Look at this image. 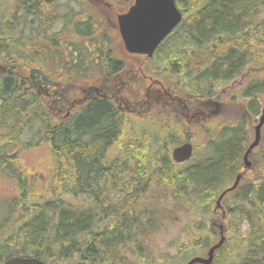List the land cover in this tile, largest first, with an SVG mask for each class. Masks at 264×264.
I'll list each match as a JSON object with an SVG mask.
<instances>
[{
  "label": "trees",
  "instance_id": "trees-1",
  "mask_svg": "<svg viewBox=\"0 0 264 264\" xmlns=\"http://www.w3.org/2000/svg\"><path fill=\"white\" fill-rule=\"evenodd\" d=\"M4 3L0 55L5 53L15 70L0 75V171L14 184L12 194L3 202L4 211L0 209V263L19 255L68 264L67 252L73 253L76 264H128L125 257H130L132 264H137L135 258L152 264L145 238L159 230L161 219L176 223L181 217L167 205L159 212L151 203L146 208L140 204L150 194L166 197L165 187L170 188L176 202L186 203L185 211L203 214V219L187 224V239L179 235L176 241L174 257L186 261L185 252L194 249L202 254L219 240L214 223L221 222L222 213H214L216 199L243 173L240 186L225 197L224 206L228 200L234 204L225 207L227 238L212 264H264V157L257 167L243 171V155L251 140L248 126L260 113L258 98L264 95V77L255 76L245 89L244 96L252 99L243 108L251 116L238 118L234 126L229 120L205 124V153L179 167L159 153L158 147L166 150L167 145L158 144L151 132L138 130V126L134 129L131 115L122 114L103 97L62 118L54 107L60 99L55 100L53 94L65 91L47 90L53 100L49 106L46 90L42 91L44 99L38 90L24 88L16 71L38 73L42 67L53 78L55 67L48 64L50 52L44 41L52 49L65 48L66 38L52 35L40 41L41 27L49 28L53 22L46 15L51 7L44 0ZM82 3L83 8L89 4L88 0ZM177 5L183 21L161 44L157 56L164 67L158 69L189 92L195 104L212 96L217 85L245 71L248 65L262 67L264 0H177ZM18 14L36 25L29 41L35 45L33 51H27L25 37L14 31L17 25L10 24ZM13 39L17 47L11 43ZM13 49L20 51L19 56H12ZM204 52L211 58L206 67L202 63ZM238 109L241 117V106ZM219 124L225 125L215 130L214 125ZM35 126L32 137L24 136ZM171 135L175 137L173 132ZM35 144L50 149L56 159L46 191L49 196L43 190L46 175L22 159V149L30 150ZM257 155L264 156V135ZM153 182L162 189L153 191ZM127 230L135 235L129 238Z\"/></svg>",
  "mask_w": 264,
  "mask_h": 264
},
{
  "label": "flooded vegetation",
  "instance_id": "flooded-vegetation-1",
  "mask_svg": "<svg viewBox=\"0 0 264 264\" xmlns=\"http://www.w3.org/2000/svg\"><path fill=\"white\" fill-rule=\"evenodd\" d=\"M132 2L133 0H101V7L108 8L111 16V18H105L107 30L104 34L105 36H109V40L105 43L106 48L103 49H96L98 46L94 44L93 40L87 42L86 46L89 48L88 52L93 54L94 50L96 51L94 56L84 53V57L82 59L79 58L75 47L78 48L81 47V45L78 42L74 43V39L71 36V39L66 40L67 46L64 48L68 56V62L66 66L56 65L59 68H55L53 78L47 76V73L43 72L42 67L37 69L41 71L38 73H33L31 69H26L22 72L20 69V72H17V78L23 81L24 88L31 92L38 90L39 94L44 99L43 90H65V92L53 94L55 100L60 99L59 102H56L54 105L57 109L55 112L58 114L64 112V114H62L64 118L68 117L70 113L72 114V110L79 106V103H76L74 107V102L88 97L92 90L103 89L106 92V97L103 98L104 100L110 101L114 107L122 112V114L138 117L137 121H142L154 112L157 116V112L160 109L157 106L158 102H162L164 106H168L169 111L172 109L177 112L180 117H177L175 120H180L183 116H187L195 122L205 120L209 117L210 113L194 105L190 106L187 99L180 97L178 92L161 89L157 87L156 84L152 83V85H147L144 88L147 97L143 96L144 93L138 95L137 92L132 93L133 89H137L139 82L142 85L146 81V78L144 79L143 77H149L144 71V65L147 60L140 54L126 51L119 39V15L126 12ZM52 14L56 16V18L61 16L60 13L56 15L55 12H52ZM68 17H70V14H68L66 18ZM84 20L88 21V18H84ZM70 26L71 27L65 22L62 28L71 30L74 36H76L80 30H86L85 25H82L80 29L72 25ZM57 31H59V35H61L64 29H58ZM112 44L115 45V48H113ZM117 47L120 49H117ZM61 58L62 56L57 57L55 59V64L61 63ZM81 61H83L84 64L82 66L69 65H77ZM7 65L8 67L6 68L5 74L9 75L15 69L9 65V61H7ZM256 70L254 75L248 77L241 74V78L244 80L247 78L248 84H251L255 76L264 77V66L261 69L256 68ZM253 71L254 70H250L248 75ZM158 81L159 80H156L155 83H158ZM160 85L163 87L165 86L164 83ZM46 94L47 98H49V100L45 99L47 104L53 106V100H51L49 91H47ZM163 94L165 95L164 97H162ZM68 97L69 99H67ZM250 98L252 99V97ZM258 99L261 102V98L259 97ZM212 104L213 103L210 101V105ZM210 111L209 108L208 112ZM168 115L170 116L169 113Z\"/></svg>",
  "mask_w": 264,
  "mask_h": 264
},
{
  "label": "rangeland",
  "instance_id": "rangeland-1",
  "mask_svg": "<svg viewBox=\"0 0 264 264\" xmlns=\"http://www.w3.org/2000/svg\"><path fill=\"white\" fill-rule=\"evenodd\" d=\"M4 1H9V0H4ZM3 0H0V13H2V11L4 10L5 3ZM83 0L81 1H77V0H58L56 2V4H54L53 8H51V12H53L54 8V12L56 13V15L59 13L61 16L59 18H56V16L53 18L52 16H50L49 13H47V17L50 18L53 22L50 24L49 28L47 27H41L40 30V41H44L46 36H52L55 35L56 31L58 29H65L62 28L64 23L67 22L69 25H72L73 23H75L78 20H83V16L81 15V13L85 12V9L83 8V4L82 3ZM89 4L87 6H92V7H99L98 6V1L97 0H88ZM106 11L109 13V10L105 7ZM70 14V17L66 18L67 15ZM80 17V18H79ZM31 19H25L23 16L20 17L18 14V18L17 19H12L13 23L10 24H16V28L14 29L15 32H18V34H22L25 38V42H29L31 41V39L34 37L31 35L33 28L36 25H33L31 22L29 23ZM60 34V33H59ZM63 34V33H62ZM64 35H66V33H64ZM18 38V35L14 36ZM56 37V36H55ZM229 41H231L230 39H228ZM234 41V39H233ZM232 42V41H231ZM14 46H16V42L15 39H13V41L11 42ZM247 43V42H246ZM244 44V43H243ZM35 45H33L32 43L28 44L27 46V51H33ZM44 46H48V48H46V51L49 50L50 52V56H47L48 61H50L51 56H53L54 52H55V48L52 49V47H50L49 44H47V42L44 41ZM17 47V46H16ZM247 50V48H245ZM262 50H264V46H262ZM12 56H19L20 51L18 53H15L16 51L13 49L12 50ZM204 56L203 58V65L209 66L211 64V58L207 57V53L204 52ZM4 55H0V61H2ZM51 66V62L48 63ZM159 62H151L148 63L146 66L149 69V73H151L153 71V69L157 66H159ZM161 69V68H160ZM158 69V71L160 70ZM190 75V74H189ZM183 79V76H180ZM189 78H193L192 76H189ZM159 78H157L156 76H153V78H149V80H146L144 82V85H152L156 84L157 87L159 88H163L165 90H167V88L173 92H175V90L169 88L167 86H161L159 81L158 83H155L156 80H158ZM160 80V79H159ZM240 81L241 79L238 78L236 79L234 82H232L228 87H227V83L224 86L221 87H227L224 89H221L220 87L215 91V94L219 95L220 100H217L216 98H213L214 102H222V103H229L232 101V98L236 97L240 100H244L242 98V87H239L240 85ZM245 83V82H244ZM243 83V85H245ZM140 85V82L138 83L137 86ZM144 96H146V91L143 92ZM180 95L182 96H187V95H183L180 93ZM160 96V95H159ZM157 106L161 109L159 113L163 114V118L165 120V125L169 126V125H173V122L175 121L171 116L168 115L169 109L168 106H164L162 102H158ZM180 117V116H179ZM216 121L217 123H219V120L221 122V118L218 120L217 118H213V116L211 117V119H209L210 121ZM179 124L177 125V130L176 133L179 137H173L171 134L168 135L167 140L165 138H163L161 136V134H159V132L156 131L155 127L153 126V124H151V120L149 119V116L144 118L142 120L141 123L137 124V117H133L132 119V125L134 126V129H137L138 126V130H144V131H148L151 132L152 134L155 135L154 139L155 141H157L158 144L163 143L165 146L167 145L168 148L166 150H164L163 148H161L160 146L158 147V151L159 153L166 158H170V151L171 149L178 144L181 140H192L195 142L197 148H196V152L193 156L192 159H198V157H201L204 153L205 150L204 149V135H203V128L198 126L201 122H195L193 120H191L189 117L187 116H183L179 121H177ZM222 123H226L225 121H222ZM34 123H32L33 125ZM225 124H219V125H214V129L217 130H221L222 127ZM31 129V128H28ZM214 129H211L212 131ZM36 126L31 129L30 131H26L27 136L32 137L36 132ZM35 132V133H34ZM139 132V131H137ZM139 134V133H137ZM38 134L36 136V140H38L37 138H39ZM141 135V133H140ZM183 137V139L181 138ZM26 141V140H25ZM35 141V140H34ZM176 141V142H174ZM167 142V143H166ZM36 145V144H35ZM198 150V151H197ZM24 153H22V159L25 161L27 166L32 167L33 170L35 169H40L41 173L44 175H46V181L43 184V190L45 191H49L48 185H49V180L53 174V167L55 164V158L53 157V155L46 149H37V148H32L29 151L23 150ZM256 158V163H259V158L258 155L255 156ZM185 163H178L179 167H182ZM244 167V166H243ZM253 167H249L247 169H243L244 172H246L248 169H252ZM44 177L42 178L43 180ZM243 181V180H242ZM255 182V181H254ZM257 183V182H256ZM153 186V191H158L159 189H162V187H160L156 182H153L152 184ZM163 189H166L167 191V195L164 198H159L158 196L155 197L154 195L150 194L149 196H145L147 199L140 204V208H146V207H150V203L156 208L158 209L159 212H164V206H168L169 209H173L175 208L176 211L178 212L179 216L181 217L180 220L176 223H172L169 220H165V219H161L160 225H159V230L150 235L149 237L145 238V243H144V247L145 250L148 252L149 256L152 258L153 263L152 264H183L185 261H181V258H176L174 257V254L176 253L177 250V244L176 241L179 238L182 240H186L187 239V235L185 232V228L187 226V224H194V221L203 219L202 217V213H198L195 210H191V211H185L187 205L185 202H183L182 200L180 201H175L174 198L170 195V188L169 187H165ZM172 189L175 190V187L172 186ZM13 192V182L10 181L6 176L3 175L2 171H0V209L1 212L4 211V201L6 198H8V196L10 194H12ZM46 196H49V192L46 193ZM49 198V197H48ZM166 200L168 201L166 203ZM234 204L233 200H228V202L225 204V207L228 209L229 206H232ZM150 211V210H149ZM148 211V212H149ZM166 212V211H165ZM3 216H6L7 212H3ZM225 218V217H223ZM223 218L220 222V225L224 226L223 223ZM236 219V218H235ZM234 219V220H235ZM211 224V222H210ZM247 230V224L244 223L243 225V232L246 233ZM127 235L129 238H132L135 235V232L133 231H126ZM128 242V241H127ZM131 247L135 246V243L132 242L131 239V243H130ZM208 249V248H207ZM129 253V252H128ZM66 254V258L68 261V264H76L74 263L75 261H73L72 259V254L73 253H69L67 254V252H65ZM184 255H186V257H195V256H199L200 253H197L194 249H190L188 252H185ZM51 260V259H49ZM137 264H143L140 261H138L135 258ZM237 261L240 262V258L236 259ZM124 263H128V264H132L131 262V258L130 257H125V261Z\"/></svg>",
  "mask_w": 264,
  "mask_h": 264
},
{
  "label": "water",
  "instance_id": "water-1",
  "mask_svg": "<svg viewBox=\"0 0 264 264\" xmlns=\"http://www.w3.org/2000/svg\"><path fill=\"white\" fill-rule=\"evenodd\" d=\"M51 2L53 0H45ZM183 13L178 8L176 0H135L128 13L119 18L120 31L129 51L147 54L152 56L157 47L182 21ZM264 125V107L258 124L255 126V138L244 154L245 167H251L249 159L251 152L259 145L261 140V130ZM193 153V144L186 142L173 150V158L177 162L188 160ZM242 175L238 174L234 184L224 190L217 199L216 209L222 208L224 196L235 190L240 184ZM221 239L213 245L207 257H192L186 264H211L214 260L215 251L219 249L224 241L223 226L221 225ZM5 264H46L37 258L13 257Z\"/></svg>",
  "mask_w": 264,
  "mask_h": 264
},
{
  "label": "bare ground",
  "instance_id": "bare-ground-1",
  "mask_svg": "<svg viewBox=\"0 0 264 264\" xmlns=\"http://www.w3.org/2000/svg\"><path fill=\"white\" fill-rule=\"evenodd\" d=\"M203 54H204V53H203ZM202 63H203V61H202ZM203 64H204V63H203ZM203 67H205V66L203 65ZM193 156H194V155H193ZM193 156H192L190 159H188V160H186V161H184V162H182V163H186V162L192 160ZM179 164H181V163H179ZM244 168L247 169V168H249V167H245V165H244ZM239 174L242 175V180H243V173H239ZM233 183H234V181H233ZM233 183H232V184H233ZM240 184H241V183H240ZM240 184L238 185V187L240 186ZM238 187H237V188H238ZM237 188H236V189H237Z\"/></svg>",
  "mask_w": 264,
  "mask_h": 264
}]
</instances>
